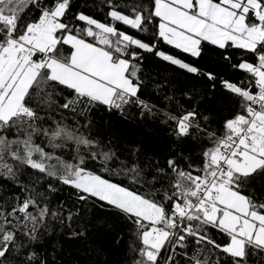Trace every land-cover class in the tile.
I'll return each instance as SVG.
<instances>
[{"label": "snow or ice", "instance_id": "snow-or-ice-1", "mask_svg": "<svg viewBox=\"0 0 264 264\" xmlns=\"http://www.w3.org/2000/svg\"><path fill=\"white\" fill-rule=\"evenodd\" d=\"M0 264H264V0H0Z\"/></svg>", "mask_w": 264, "mask_h": 264}]
</instances>
